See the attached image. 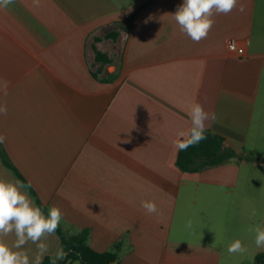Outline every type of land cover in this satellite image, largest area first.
Instances as JSON below:
<instances>
[{
	"label": "crops",
	"instance_id": "crops-1",
	"mask_svg": "<svg viewBox=\"0 0 264 264\" xmlns=\"http://www.w3.org/2000/svg\"><path fill=\"white\" fill-rule=\"evenodd\" d=\"M182 3L15 0L0 9L3 147L47 209L62 210L69 234L88 230L99 253L120 244L123 264H240L249 249L251 171L264 170V0L214 16L199 43L173 19ZM113 31L118 40H106ZM94 47L111 63L97 62ZM194 102L215 114L206 131L260 161L183 172L173 141L190 128ZM0 178L18 179L1 161ZM235 239L244 253H228ZM48 243L43 262L61 246L57 234Z\"/></svg>",
	"mask_w": 264,
	"mask_h": 264
},
{
	"label": "clouds",
	"instance_id": "clouds-1",
	"mask_svg": "<svg viewBox=\"0 0 264 264\" xmlns=\"http://www.w3.org/2000/svg\"><path fill=\"white\" fill-rule=\"evenodd\" d=\"M14 3L15 0H0V9H6ZM33 4L39 6V0H33ZM238 5V10L243 12L244 6L239 0H183L172 16L180 32L194 43H199L208 37L215 24L214 16L230 14ZM0 91L7 95V86ZM0 115H7L6 106L0 105ZM188 116L190 128L178 133V138L173 141L177 151H185L205 140L206 122L216 118L214 113L205 111L198 102L191 105ZM5 140L6 137L0 134V144ZM30 187V182L25 184L19 179L11 181L0 178V264H42L44 256L49 253L48 240L56 237L64 218L58 206H51L45 213L27 191ZM141 207L148 214L158 211L154 201H141ZM256 215V209H251L250 217ZM187 226L192 227L191 221ZM251 231L255 233V246L264 248V226L257 224ZM10 236L14 237L11 244L6 240ZM29 243L36 246V251L31 256V250L25 249ZM227 251L229 254H242L246 248L240 239H235L228 245ZM67 255L64 248L57 245L51 256L52 264L63 260Z\"/></svg>",
	"mask_w": 264,
	"mask_h": 264
},
{
	"label": "trees",
	"instance_id": "trees-1",
	"mask_svg": "<svg viewBox=\"0 0 264 264\" xmlns=\"http://www.w3.org/2000/svg\"><path fill=\"white\" fill-rule=\"evenodd\" d=\"M119 36L120 33L118 31H113L106 35L105 39L117 41ZM100 41H102L101 38H95L96 43ZM94 49L97 62L103 64L111 63L107 55L97 51L95 47ZM205 135L207 138L202 140L199 144L179 152L177 165L183 172L199 173L209 168L228 164L232 161H260L259 158L254 156L239 154L228 146L224 137L212 131H205ZM0 161L5 167L11 170L20 181H23L25 184L29 183L11 161L3 144H0ZM27 191L35 200L36 204L47 213V207L40 201L33 187L31 186ZM56 234L61 240V246L68 253L63 260H60L59 264H74L78 261L81 262V264H123L118 256V252L121 248L120 244L115 245L111 251L99 253L93 250L89 244L90 232L88 230H83L77 234L71 235L60 223ZM255 262L256 264H264V252L256 255ZM43 264H51V257H46Z\"/></svg>",
	"mask_w": 264,
	"mask_h": 264
},
{
	"label": "rangeland",
	"instance_id": "rangeland-1",
	"mask_svg": "<svg viewBox=\"0 0 264 264\" xmlns=\"http://www.w3.org/2000/svg\"><path fill=\"white\" fill-rule=\"evenodd\" d=\"M120 52L119 50L115 53V60H119ZM115 69H112V72ZM260 168H252V177H253V187L252 191H249V196L255 197L258 201V209L256 219L257 222L250 221V212H249V220L246 225V230L249 236V249L245 254V259L240 262V264H256L255 257L257 254L264 252V248H257L254 243L255 233L251 231L257 224L264 226V170H259ZM248 180V178H247ZM74 264H81V262H75Z\"/></svg>",
	"mask_w": 264,
	"mask_h": 264
},
{
	"label": "built area",
	"instance_id": "built-area-1",
	"mask_svg": "<svg viewBox=\"0 0 264 264\" xmlns=\"http://www.w3.org/2000/svg\"><path fill=\"white\" fill-rule=\"evenodd\" d=\"M229 50L236 54L239 57H242L245 55V50L243 48H240L237 46L236 42L234 40L230 41L229 43Z\"/></svg>",
	"mask_w": 264,
	"mask_h": 264
}]
</instances>
